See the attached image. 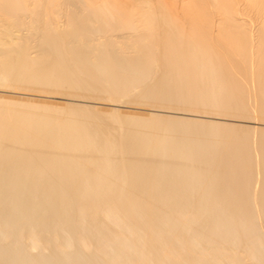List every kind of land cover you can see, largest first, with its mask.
Wrapping results in <instances>:
<instances>
[{"label":"bare ground","instance_id":"1","mask_svg":"<svg viewBox=\"0 0 264 264\" xmlns=\"http://www.w3.org/2000/svg\"><path fill=\"white\" fill-rule=\"evenodd\" d=\"M0 264H264V0H0Z\"/></svg>","mask_w":264,"mask_h":264},{"label":"rangeland","instance_id":"2","mask_svg":"<svg viewBox=\"0 0 264 264\" xmlns=\"http://www.w3.org/2000/svg\"><path fill=\"white\" fill-rule=\"evenodd\" d=\"M51 102H54V103L52 104ZM51 102H50V104H52V105H62L63 104V102L62 101L60 102V100H53ZM101 107L98 106V108H99L100 111H102V112H110V109L111 108H109L107 106L106 107L101 106ZM132 107H134V106H132ZM135 107L134 108H127V107L124 106V107H120V108H117V109H119L123 114L124 113L127 114L128 112H129L128 114H130V112H131L132 115L144 114L145 113L144 112L145 111L144 109H148V107L139 106V105H138V107L137 106H135Z\"/></svg>","mask_w":264,"mask_h":264}]
</instances>
